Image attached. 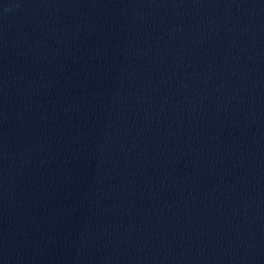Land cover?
<instances>
[{"label": "water", "instance_id": "95a60500", "mask_svg": "<svg viewBox=\"0 0 264 264\" xmlns=\"http://www.w3.org/2000/svg\"><path fill=\"white\" fill-rule=\"evenodd\" d=\"M0 264H264V0H0Z\"/></svg>", "mask_w": 264, "mask_h": 264}]
</instances>
